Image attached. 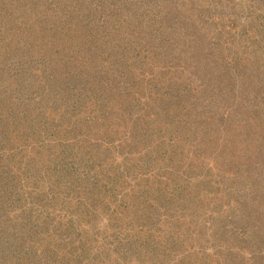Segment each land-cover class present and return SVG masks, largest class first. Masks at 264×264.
Here are the masks:
<instances>
[{"label":"rangeland","instance_id":"rangeland-1","mask_svg":"<svg viewBox=\"0 0 264 264\" xmlns=\"http://www.w3.org/2000/svg\"><path fill=\"white\" fill-rule=\"evenodd\" d=\"M0 264H264V0H0Z\"/></svg>","mask_w":264,"mask_h":264},{"label":"trees","instance_id":"trees-1","mask_svg":"<svg viewBox=\"0 0 264 264\" xmlns=\"http://www.w3.org/2000/svg\"><path fill=\"white\" fill-rule=\"evenodd\" d=\"M148 114H151V113H144L143 116H142V118H143L144 116H147ZM150 116H151V115H150ZM151 117H152V116H151ZM151 117H150V118H151ZM152 119H153V117H152ZM138 120H139V119H137V121H138ZM168 194L172 195L171 193H168Z\"/></svg>","mask_w":264,"mask_h":264}]
</instances>
